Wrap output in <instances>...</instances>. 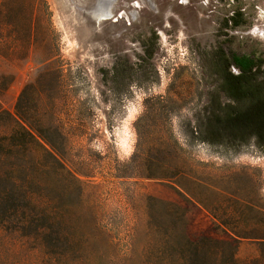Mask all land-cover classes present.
Segmentation results:
<instances>
[{
  "label": "rangeland",
  "instance_id": "rangeland-1",
  "mask_svg": "<svg viewBox=\"0 0 264 264\" xmlns=\"http://www.w3.org/2000/svg\"><path fill=\"white\" fill-rule=\"evenodd\" d=\"M232 55L264 86V0H0V264H264Z\"/></svg>",
  "mask_w": 264,
  "mask_h": 264
},
{
  "label": "trees",
  "instance_id": "trees-1",
  "mask_svg": "<svg viewBox=\"0 0 264 264\" xmlns=\"http://www.w3.org/2000/svg\"><path fill=\"white\" fill-rule=\"evenodd\" d=\"M234 25L241 22L231 18ZM226 58V57H225ZM232 64L239 69L238 74L225 69L223 77V91L232 100V103L221 105L219 115L211 124V132L222 137L232 134H252L264 141V94L263 83H256L257 61L247 56L232 55ZM24 129L21 126V129ZM18 128H14L9 136L0 137V149L7 147L8 141H15V146L24 145L21 142ZM26 130V129H25ZM223 223V222H222ZM194 245L195 249L198 244Z\"/></svg>",
  "mask_w": 264,
  "mask_h": 264
},
{
  "label": "bare ground",
  "instance_id": "bare-ground-1",
  "mask_svg": "<svg viewBox=\"0 0 264 264\" xmlns=\"http://www.w3.org/2000/svg\"><path fill=\"white\" fill-rule=\"evenodd\" d=\"M101 18V17H100Z\"/></svg>",
  "mask_w": 264,
  "mask_h": 264
}]
</instances>
